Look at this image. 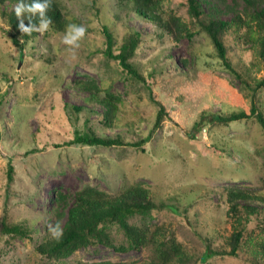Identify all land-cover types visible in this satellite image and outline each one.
Returning <instances> with one entry per match:
<instances>
[{
    "label": "rangeland",
    "instance_id": "374dc122",
    "mask_svg": "<svg viewBox=\"0 0 264 264\" xmlns=\"http://www.w3.org/2000/svg\"><path fill=\"white\" fill-rule=\"evenodd\" d=\"M227 1L236 9L245 6L243 0ZM61 2L69 23L87 27L77 49L78 58L71 63L66 51L69 46L62 39L65 31L41 32L21 58L11 37L0 28V264H59L39 255L36 247L49 225L57 222L53 213L57 193L66 194L71 203L85 186L115 194L134 181L150 186L155 199L166 203L156 211L154 222L164 225L167 235H176L196 260L193 264H251L248 251L239 256L211 257L204 263L203 237L211 236L216 244L221 243L238 225L228 213V189H243L256 196L241 203L264 206L259 198L264 197L262 128L250 119L228 125L209 123L199 133L191 132L203 110L229 112L249 106V89L222 63L203 32L177 43L168 35L159 36L155 24L134 13L124 15L115 0H96V6L93 0ZM166 9L190 21L187 0H169ZM231 16L222 15L224 19ZM105 24L115 35V53L132 30L141 33L134 62L145 76L155 70V78L167 82L177 72L176 65L183 66V58L188 61L184 66L190 77L176 80V86H182L180 90L169 95L157 87L172 117H166L143 146L146 152L132 146L61 145L74 138L76 130L88 127L105 137L120 134L125 142L146 138L154 127L159 106L151 100L148 87L103 52ZM232 59L244 76L253 67L252 75L263 77V65L257 66L260 60L255 43L242 40L235 44ZM88 81L96 82L103 95L110 92L122 98L115 127L103 125L100 103L86 101L89 93L81 89V82ZM167 84L170 89L172 82ZM217 88L230 98L227 95L220 104L214 103ZM257 100L264 109V89L257 93ZM82 105L86 107L80 111L74 108ZM220 142L231 144L234 153L216 151L213 145ZM23 152L30 153L20 155ZM10 161L15 167L12 182L8 180ZM5 214L12 222L28 223L30 236L5 235ZM246 225L247 234L257 238L262 235L256 222ZM77 260L145 264L149 252H118L104 245H90L64 262Z\"/></svg>",
    "mask_w": 264,
    "mask_h": 264
},
{
    "label": "trees",
    "instance_id": "16d2710c",
    "mask_svg": "<svg viewBox=\"0 0 264 264\" xmlns=\"http://www.w3.org/2000/svg\"><path fill=\"white\" fill-rule=\"evenodd\" d=\"M167 1L169 0H115V4L121 8L124 15L129 16L134 13L143 21L155 24L159 36L168 35L177 43L185 37L192 40L197 32L205 33L213 43L216 54L222 63L235 77L240 79L252 95L251 104L241 106L237 110L229 112L223 110L206 112L203 110L200 117L194 122L191 132L199 133L201 127L209 123L228 125L235 121L255 119L264 133V109L257 100V93L264 89V75L263 77L253 76L252 67L244 76L234 66L232 59L235 44L242 40H245V43L250 41L257 45V54L260 60L257 66L261 68L263 65L264 67V0H243L245 3L243 9L234 8L235 4L232 5L227 0H187L190 21L167 10ZM18 2L19 0H0V19L2 21L0 28L11 37L14 47L22 58L28 45L41 37V32L35 30L31 33L22 32L19 28L20 19L15 13ZM93 4L97 5L96 0H93ZM223 14H232V16L224 19ZM47 15L51 17L52 24L46 32L51 30L66 31L69 21L61 0H50ZM24 23L29 24L30 21L25 18ZM103 32L106 38V47L103 52L106 57L117 61L128 75L143 82L148 87L151 100L159 106L154 127L146 138L125 142L120 134L115 137H105L87 126L88 128L84 131L76 130L74 138L64 141L61 145H89L108 148L132 146L146 152L143 146L150 141L156 129L162 127L166 117H172L166 102L159 98L157 87L167 90L169 95L180 90L182 86H176V80L180 78L183 80L178 81H185L188 79L187 77H190V73L184 66L188 65V61L183 58V66L176 65L175 71L177 72L171 76L172 80H166L168 83L172 82L169 89L167 82L155 78V70L145 76L134 62V57L142 42V35L139 31L132 30L122 44L117 47L118 52L116 53L114 51L115 35L106 24L103 27ZM81 83L83 85L81 89H85L89 93L86 101H97L103 106V125L115 127L122 98L110 92L103 95L96 82ZM216 90L217 95L215 94L216 96L213 98L214 103L220 104L228 94L223 89L217 88ZM84 107L86 106H75L74 108L80 111ZM192 135L199 136L195 133ZM213 146L218 152L234 153L231 144L225 146L220 142ZM29 153L23 152L20 155L24 156ZM14 175L15 167L10 161L9 182L14 180ZM254 197L256 196L253 193L243 189H228V213L236 218L238 225L234 227L230 236L223 238L221 243L216 244V239L211 236L203 237L206 246L204 263H207L211 257L239 256L242 252L248 251L251 252L249 257L251 264H264V206L241 203L253 200ZM259 198L264 201V197L259 196ZM69 200L66 194L58 192L53 210V213L58 217L57 221L61 222L62 218L67 215L65 223L61 224L64 228L63 237L56 240L47 230L36 246L39 255L46 260L60 262L59 264H139L135 261L111 260L64 262L81 248L90 245H104L118 252L145 249L149 252V261L145 264H193L196 262L187 253L183 243L176 235H167L164 225L154 222L156 211L165 207L166 203L161 200L157 201L152 188L142 181L124 184L115 194L88 185L76 192L73 202L70 203ZM252 222H256V228L259 227L261 230L262 235L258 238L246 233L248 229L246 224ZM2 232L12 238H26L30 236L32 228L25 222L10 221L9 215L5 214L2 220Z\"/></svg>",
    "mask_w": 264,
    "mask_h": 264
},
{
    "label": "clouds",
    "instance_id": "9594fccd",
    "mask_svg": "<svg viewBox=\"0 0 264 264\" xmlns=\"http://www.w3.org/2000/svg\"><path fill=\"white\" fill-rule=\"evenodd\" d=\"M49 6L50 0H19L15 7V13L20 19L19 28L22 32L31 33L34 30L40 32L48 30L52 24L51 17L47 15ZM25 18L30 21L29 24L24 23ZM86 33L87 27L84 24L73 22L66 26L62 39L63 43L69 46L66 49L70 53L69 63L78 58L77 49L80 47V42L84 39ZM49 231L56 240H60L64 234V228L60 221H57L55 225L50 224Z\"/></svg>",
    "mask_w": 264,
    "mask_h": 264
}]
</instances>
